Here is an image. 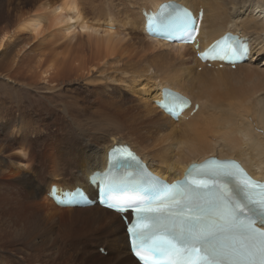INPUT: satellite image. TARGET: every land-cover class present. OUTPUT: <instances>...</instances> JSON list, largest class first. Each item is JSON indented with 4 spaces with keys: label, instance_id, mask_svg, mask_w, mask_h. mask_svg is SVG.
<instances>
[{
    "label": "bare ground",
    "instance_id": "obj_1",
    "mask_svg": "<svg viewBox=\"0 0 264 264\" xmlns=\"http://www.w3.org/2000/svg\"><path fill=\"white\" fill-rule=\"evenodd\" d=\"M74 1L57 4L46 0L42 7L46 12L43 17L27 18L22 23V19L17 16L15 25L7 11L13 13L18 8L32 7L37 0H0V23H3L0 26V109H9L12 104L17 108L21 106V109L24 100H28L27 96L41 84L40 81L44 80L42 84L59 82L67 76L65 73L72 74L70 69H84L88 59L91 70L101 68V73L108 74L109 77L115 69L118 70L117 74L114 73L116 76L112 77L113 81L128 84L127 89L132 90L130 93L139 97L142 107H138L137 112L134 111L135 117L134 114L129 116L136 122L128 120L130 124L127 123L130 131L136 132L135 139L126 137L122 132L124 124H113L112 116L104 118L101 115L103 121L97 122L95 117H89L82 109V113H76V116L82 114L85 118L74 121L78 133L70 139L59 140V143L55 144L54 141L55 153L52 154L51 150L52 155H48L46 161L43 160L48 173L38 179L36 184L29 182V177L22 172L23 166L14 168L13 172L5 170L0 174V180L8 175L21 176V183L26 186H19L14 193L17 194L16 199L12 196L9 198L8 193L4 195V199L0 191V264H74V260L79 261V264H139L130 252L126 226L118 213L99 205L86 208L61 207L49 195L51 185H57L59 191L72 190L77 185L90 188L89 175L106 167L108 150L116 144L130 145L154 173L169 181L182 177L193 164L202 163L213 156L239 160L253 176L264 179V0H175L196 12L204 9L200 31L202 47L227 31L240 33L250 39V59L238 65L235 70L228 66L220 68L217 63L209 67L196 57L192 46L168 44L144 33L143 8L155 11L161 2L167 0H132L137 11L131 9L132 12L128 8L129 12L134 13L131 16L133 19L124 18V21L119 17L121 10H118L119 16H112L117 14L115 11L113 14L110 12L111 16L109 12L106 15L104 11L110 4L107 6L105 2L106 9L100 11L107 18L103 16L105 19L98 24H89L86 20L88 18H85L86 15L82 16ZM127 4L130 5V2ZM47 18L51 19V26L62 27V32L57 31L67 42L58 43L56 39L57 41L49 43L54 46L47 44V49L40 53L46 44L42 45L36 39L44 32L43 22ZM73 20L80 25L78 32L86 33L84 35L87 38L79 35L75 37L77 32L73 33L76 29L72 25ZM118 20L130 27L133 22L139 24V42L132 44L127 40L131 37L127 38V32L123 34L118 30L121 28ZM25 30L35 32V35L28 37ZM5 36L7 40L4 39ZM82 39H86L88 43L85 44L86 41ZM135 43L140 45L133 47ZM58 45L62 47L61 52L57 50ZM25 47L29 52L39 51L40 54H26ZM128 49H133L136 54L140 49L145 57H149V64L140 65V62L133 61ZM119 52L128 56V60H125L128 63L124 62L122 67L104 65ZM42 68L44 70L40 73ZM164 87L172 88L191 99L193 104L184 116L191 112L196 103L199 104V109L188 119L174 120L154 103L162 98ZM56 92L45 96L49 100L55 97V100L61 99L69 106H76L75 101L68 99L67 95L61 91ZM69 109L71 110L70 107ZM74 110L79 111L76 108ZM22 112L23 119H27L28 114L25 110ZM5 118L7 117L0 116L1 133L6 121L10 119ZM16 121L23 125L31 122L30 119L22 122V117ZM253 122L256 123L254 126ZM255 125L263 130L259 131L261 128L258 129ZM143 129L147 130L146 133L149 131V134H145ZM156 133L159 136L155 137ZM4 146V142L0 140V154L5 152ZM3 164V159L0 158V167ZM70 180L72 184L69 185L67 182ZM11 199H14L13 206L9 210ZM104 235L107 236L104 240L109 249L108 254L111 255L108 257L93 254L87 246V241H90L89 245L93 244L92 239L96 243L103 242ZM69 237L73 241L77 238L85 241L83 244L79 241V244L72 243ZM61 254L66 255V258L63 259ZM65 259L67 260L64 262Z\"/></svg>",
    "mask_w": 264,
    "mask_h": 264
},
{
    "label": "snow or ice",
    "instance_id": "obj_2",
    "mask_svg": "<svg viewBox=\"0 0 264 264\" xmlns=\"http://www.w3.org/2000/svg\"><path fill=\"white\" fill-rule=\"evenodd\" d=\"M162 7L159 20L150 18V32L198 43L203 13L182 5ZM249 52L247 42L227 33L200 59L236 65ZM163 96L159 106L177 119L192 103L171 89H164ZM112 162L122 168L141 163L119 147L112 150ZM94 182L99 203L121 214L140 264H264V181L255 180L236 160L210 157L171 184L153 177L135 188H120L111 170ZM51 195L62 206L93 203L81 189Z\"/></svg>",
    "mask_w": 264,
    "mask_h": 264
},
{
    "label": "rangeland",
    "instance_id": "obj_3",
    "mask_svg": "<svg viewBox=\"0 0 264 264\" xmlns=\"http://www.w3.org/2000/svg\"><path fill=\"white\" fill-rule=\"evenodd\" d=\"M13 1H18V0H13ZM45 1L46 0H37L36 3H33L32 7L18 8L17 9L18 11L15 10V12H13V13L10 12V10H9V11H7V14L9 15L10 19L12 18L11 20L15 21V25L17 24V21H18L16 19L17 16H18V18L20 17L22 19V21H21L22 23H23V20H25L27 18L38 17V16L43 17L46 14V12H44L42 10L43 3H45ZM52 1L56 2L57 4H60V3H63L65 1H68V0H52ZM126 1L130 2V5L127 4ZM131 1L132 0H124V1L123 0H114V1L113 0H106V1H104V0H75L74 2L78 5L79 11H81L82 16L85 17V15H86L85 18H88L86 20L89 22V24H93V23L98 24L99 21L101 22V20L103 21L105 19L104 17H106L108 12H109V14H110V12H111V14L117 12V14L115 13V15L114 14L112 15V16L116 17V15H118V14L120 15L121 11L122 12L125 11L123 13L121 12V16L118 15L119 17H121L120 19H122L123 21H124V18L129 19L131 16L133 17L134 13L132 14V12L137 11V8L136 9L134 8V5H132L134 2H131ZM133 1L136 2V0H133ZM101 2H103L104 4ZM105 2L107 4V6L110 4L108 6L109 9L107 8V10H105L106 9L105 7H107V6H104V5H106ZM121 6H122V9H121ZM125 7H127V10ZM128 8L130 10L132 9L133 11L131 10L132 12L131 11L129 12ZM100 9L103 11L105 10L104 11V12H106L105 16H104V12L100 11ZM109 10H111V11H109ZM118 10L119 11L121 10V11L118 13ZM126 11H127V13H126ZM11 13L13 15L14 14L15 15L14 16L10 15ZM130 13H131V15H130ZM111 14H110V16H111ZM122 15H123V17H122ZM125 15L128 16V18H126ZM118 16H117V18H119ZM95 17H97V18H95ZM132 17L130 19H133ZM122 20H118L121 23L120 24L121 28H119L118 30L123 32V34H124V32L128 33V34L126 33L127 35H125V36L127 38H129V37L132 38V39L126 38L128 41H131L130 43L133 44L134 42H139L138 40H140L139 37L141 36V34L139 33V28H138L139 24L137 22H133L132 27L125 26L126 24H124L125 22H122ZM72 22H73V24H72L73 27L76 28L73 33L75 34L77 32L75 34L76 35L75 37H77L79 35V37L87 38V36L85 37L86 33H84L85 34L84 35L83 33L81 34L80 32H78V31H80L79 30L80 25L78 24V21L73 20ZM51 24H52V21L50 18L45 19V22H43V25H44L43 31L44 32H42L38 36V38L36 39V41H39L42 45L46 44L45 45L46 47L44 46L45 48H43V50H40V53L44 52L47 49V47H48L47 44L50 45L51 43H53V41L54 42L57 41L56 39H58V41H59L58 43L67 42V40L62 35L58 34L59 32L63 31V30H61L62 27L61 26L60 27H53V26H51ZM2 25H3V23H0V26H2ZM24 32H28V31L25 30ZM48 32L50 35L48 34ZM52 33L55 36H53ZM55 33H57V34H55ZM136 33L138 34V36ZM30 35L31 36L35 35V32H32V31L28 32L27 36L30 37ZM40 37H42V38H40ZM68 37H73V36H68ZM53 39H55V40H53ZM135 39H137V40L134 41ZM82 41L85 42L86 39H84V40L82 39ZM84 42H82V43H84ZM86 43H88V42L86 41L85 44ZM136 45H140V44L135 43V45H133V47ZM50 46H54V44L50 45ZM74 46H78V45H74ZM56 47H57L58 51H60V52L62 51L61 45H58ZM130 47L133 48L132 45ZM25 48L27 49L25 51L29 52L28 48L27 47H25ZM27 52H26V54H36V53H37V55L40 54L39 51H36V52L30 51L29 53H27ZM127 52L131 54L130 56L133 57V61L140 62V65L141 64L146 65V63H147V65L149 64V57H145V55H143V53L140 49L137 52V54L135 53V51H133V49H128ZM134 53H135V55H134ZM86 56L87 57L85 59L88 58V55H86ZM117 56H114V58L107 60L106 64H104V65L105 66L120 65V67H122L124 62L128 63L125 61V60H128V58H127L128 56H126L125 53L119 52V54ZM122 56H123V58L121 59ZM120 61H121V63H120ZM76 62H78V61H76ZM113 64H115V65H113ZM90 65H91V63L87 59L86 60V67L84 69H80V71H77V69L72 68V69H70V70H72V72H71L72 74H70V72L65 73L67 75L66 77H64L65 79L62 78L63 80L61 79V80H59V82H54L53 84H52V82H50L49 84L48 83L42 84V83H44V80H42L43 82L40 81L41 84L36 86V88L33 89V91L31 93L29 92L30 95L27 96L28 100H24L21 109H20L21 106L19 108H17L14 104H12L9 107V109H4V108L0 109V116H5L7 118H10L5 123L6 125L4 127L3 133L0 132V140L2 142H4V144L6 146L5 152L3 151L0 154L1 155L0 158L3 159V163H4L3 165H1L2 167H0V174L5 172V170H11V172H13L14 168H18V166H23L24 168H22L23 169L22 172L29 177V179H30L29 182L31 184H33V183L36 184L38 179H42L43 175H45L46 172L48 173V169H46L47 167H46V165H44L45 162L43 160L47 159V157H49L48 155H50L51 152H53L52 154L55 153L53 151V149L55 148V144L59 143L61 140L63 141L66 139H70L73 137V135L75 136V133H78L77 132L78 127L77 128L74 127V121H76V119L85 118V117H83L82 114L81 115L79 114L78 116H76V113H79V112L82 113V109L84 110L85 114L87 113V115L89 117H91L93 119L95 117V119H97V122H99L100 120L103 121L102 116L103 117L105 116L106 118H111L110 116H112L111 122H113V124H118V122L123 123L125 126L124 130L122 131V132H124L123 134H125L126 137L129 136L130 138L135 139L134 135L136 132L131 130L133 133L135 132L134 134H132V132L130 131V128L127 127V125L130 124L131 121H134V119L133 118L130 119L129 116H132V114H134L133 117H135V115H136L135 112H137L136 110L138 109V107H140V108L142 107L141 103H139V99H138L139 97H136L137 95L131 94L132 90L127 89L128 84L124 85L123 82L121 84V83H117V82L113 81L114 79H112V77L116 76L115 74H117L118 70L115 69L114 71L116 73L113 71L115 74L113 73L114 74L113 75L110 73L111 75L109 77L108 74L101 73L100 67H99L100 69L97 68V71L91 70ZM44 68H42L40 70V73L43 72ZM83 70H84V72H83ZM67 71H69V69ZM125 77H127V76L125 75ZM110 79H111V81H110ZM52 86L53 87L55 86V88H53ZM49 87H50V89H49ZM56 88L59 90H56ZM59 91H61L65 95H67L68 99L74 100L76 103L75 104L76 106L75 107L69 106V105H67V102H65L61 99L55 100L54 99L55 97H52L53 94L51 92L58 93ZM36 93L39 94L38 95L39 97L37 96ZM47 93L52 94L51 95L52 98L50 100L45 96ZM130 102L132 105L130 104ZM69 107L71 108V110L69 109ZM75 108L78 109L79 111L74 112ZM129 109H132V110L130 111ZM133 109H135V110H133ZM23 110H25V112L28 114L27 119H26V117H25V119H23V116H21L23 114V112H22ZM99 110H101V112ZM132 112H134V113H132ZM93 113H94V115H93ZM114 116H115V118H114ZM21 117H22V122L25 123V122H27V120L29 121V119L31 120V122H29V124H27V125H23V123L17 122L16 120L19 121L21 119ZM7 118H5V119H7ZM126 119H127V121H126ZM11 120H12V124H11ZM9 122H10V124H9ZM134 122H136V121H134ZM254 124H256V123L253 122L252 125L254 126ZM256 127L258 129L261 128L259 131L263 130V128L260 126H256ZM61 130H63V131H61ZM69 130L72 131L73 133L70 132ZM4 131H6V133ZM143 131L145 134H147V135L149 134V131H148V133H146L147 132L146 129H143ZM62 133L65 136H63ZM154 136L155 137L159 136V134L157 135V133H156V135H154ZM59 137L61 139H59ZM126 137H125V139H129ZM57 138H58V140H57ZM151 139H153L152 136H151ZM54 141H55V144H54ZM153 142L156 143L157 141L153 140ZM50 145L52 148L50 147ZM51 159H52V157H51ZM19 163H22V164H19ZM43 165L45 167H43ZM34 172H35V174H34ZM43 172H44V174H43ZM62 177H64V176H62ZM35 178H36V180H35ZM64 178L68 179V177H64ZM9 183H11V184H9ZM67 183L69 185L72 184V180L68 181ZM24 185L25 184L21 183V176L20 177L10 176V175H8L7 177L4 176L0 180V187H2V189H0L1 195L4 197V195L8 193L9 198H10V196H12L16 199L17 194H14V193H16L18 191L19 186L21 188L26 187ZM69 185H67V186H69ZM9 186H10V188H9ZM12 194L15 196H13ZM4 199H5V197H4ZM13 200L14 199H11V202L8 205L9 210H11V207L13 206ZM106 238H107V236L104 235L102 237L103 242H98V243H96L95 240L93 241V239H92V242H93L92 245L91 244L89 245L90 241H87V244H88L87 246L91 250L92 253L94 252L95 254L102 255L104 257L111 256L108 254L109 249H108V247L105 243V240H104ZM69 240L72 241V243L75 242L77 244H79L78 241L81 244H83L84 243L83 241H85V239H83V238H77V239H75V241H73L74 239H71V238ZM70 241H69V243H70ZM72 243H70V244H72ZM72 249H73V251H75L74 248H72ZM82 249L83 248H80V250H82ZM102 249H104L106 253H103L101 251ZM61 256L63 259H64V257L66 258V255L61 254ZM66 260L67 259H65L63 261L65 262ZM72 263L79 264L80 262L79 261L76 262V260H74ZM70 264H71V262H70Z\"/></svg>",
    "mask_w": 264,
    "mask_h": 264
}]
</instances>
